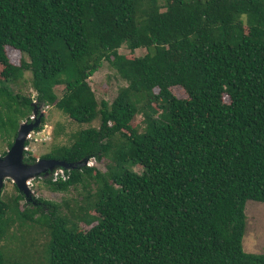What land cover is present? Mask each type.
I'll list each match as a JSON object with an SVG mask.
<instances>
[{
    "label": "trees",
    "instance_id": "16d2710c",
    "mask_svg": "<svg viewBox=\"0 0 264 264\" xmlns=\"http://www.w3.org/2000/svg\"><path fill=\"white\" fill-rule=\"evenodd\" d=\"M158 3L0 0V134L15 138L34 106L80 124L99 118L98 128L42 157L77 165L45 180L50 191L95 187V225L79 231L43 199L20 209L15 187L11 202L0 192V242L12 213L45 231L44 264H264V253L242 248L245 203L264 204V0ZM122 46L147 52L127 57ZM8 50L22 55L19 65ZM104 61L127 82L110 105L88 82ZM26 72L34 99L2 86ZM175 87L187 98L175 97ZM138 110L143 133L131 127ZM119 131L129 135L114 150ZM104 159L105 172L78 164Z\"/></svg>",
    "mask_w": 264,
    "mask_h": 264
},
{
    "label": "rangeland",
    "instance_id": "374dc122",
    "mask_svg": "<svg viewBox=\"0 0 264 264\" xmlns=\"http://www.w3.org/2000/svg\"><path fill=\"white\" fill-rule=\"evenodd\" d=\"M161 6H164V0H159ZM164 9V7H161ZM245 22V18L243 17ZM144 48L135 50L133 53L129 52L125 46L119 49V53L125 56L141 57L146 54ZM7 56L11 64L19 65L23 58L17 51L8 50ZM89 85L95 95L98 103L100 101H106L109 105L117 98L119 91L122 88L127 87V82L124 81L118 73L111 67L108 62H103L101 68L88 80ZM2 86L7 87L8 91L13 95H19L23 97H30L34 99L35 92L30 85V74L24 73L23 77L13 81L5 82ZM63 92L62 86L55 89L57 97ZM172 94L178 99H186L187 95L185 91L180 87L171 89ZM157 90L154 94H157ZM227 100V98H225ZM143 102H141V105ZM153 109L157 111V117L161 114L159 104L150 102ZM34 110V109H33ZM33 113L27 114V116L19 121L21 123H30L31 118H34ZM38 115L34 118L37 120ZM30 118V119H29ZM43 119L44 123L40 131H32L36 135L34 138L36 141H27L26 151H28L34 162L42 160V157L48 154L52 148L56 146H70L73 142L75 134L82 130L89 128H98L99 118L94 119L90 123H76L71 121L61 111L53 106L43 107ZM33 121V122H34ZM41 124V122H40ZM132 129L137 133H143L145 130V124L143 122L142 113L138 110V113L134 116L131 122ZM18 129V128H17ZM31 132V133H32ZM30 133V134H31ZM129 133L126 131L116 132L111 141L112 148L116 150L115 146L121 142L126 141ZM8 142H14V138H8L0 134V156L7 152ZM24 152V153H25ZM25 157V156H24ZM88 161L87 166L96 167L99 171L105 172L107 165L110 163L108 159L102 160L100 163L94 161ZM33 162V163H34ZM25 163V162H24ZM130 168L141 173L142 168L138 165L130 166ZM62 170L59 166H55L52 172L47 171L29 182V193L26 197L22 192L18 191L11 180H4L2 184V199L5 202H11L16 196L17 191L19 195L23 197L20 201V209L26 208L30 198L43 199L55 203L60 208V215L68 217L78 227L79 231H87L91 226L95 225L97 214L94 211L93 204L96 201L95 187L93 185L88 186L86 190H83L81 186L75 188H69L65 192H52L49 190L44 181L51 179L55 181L61 174ZM60 173L57 176L53 175ZM0 191V192H1ZM30 208V207H28ZM245 216V231L242 241V248L245 253L260 255L264 253V204L254 201H247L244 206ZM14 221L8 225V230L3 239L0 242V247L3 253L6 264H44V249L47 241L45 231L38 225L30 226V223L20 224L12 213H8L7 218Z\"/></svg>",
    "mask_w": 264,
    "mask_h": 264
},
{
    "label": "water",
    "instance_id": "95a60500",
    "mask_svg": "<svg viewBox=\"0 0 264 264\" xmlns=\"http://www.w3.org/2000/svg\"><path fill=\"white\" fill-rule=\"evenodd\" d=\"M43 107L44 105L39 107L38 115L36 106H34L33 116L35 118L37 114V120H31L32 122L30 123H21L18 126L17 134L11 147L7 150L5 155L0 156V191L3 181L11 180L14 186L17 187L18 191L28 197L29 182L35 177L46 173L47 171L52 172L55 166H59L61 170H69L77 167V165L48 159H42L31 164L24 163V152L27 150L25 144L28 141L30 133L40 125V118L43 117ZM78 164L80 166H86L88 161L85 160L83 163Z\"/></svg>",
    "mask_w": 264,
    "mask_h": 264
},
{
    "label": "built area",
    "instance_id": "2783aa9c",
    "mask_svg": "<svg viewBox=\"0 0 264 264\" xmlns=\"http://www.w3.org/2000/svg\"><path fill=\"white\" fill-rule=\"evenodd\" d=\"M35 135H36V134H35L34 132H32V133L30 134L29 138H28V141H30V140L36 141V139L34 138Z\"/></svg>",
    "mask_w": 264,
    "mask_h": 264
},
{
    "label": "flooded vegetation",
    "instance_id": "af4514ba",
    "mask_svg": "<svg viewBox=\"0 0 264 264\" xmlns=\"http://www.w3.org/2000/svg\"><path fill=\"white\" fill-rule=\"evenodd\" d=\"M33 113V112H32ZM37 115V114H36ZM31 116H33V115H31ZM30 119V118H29ZM31 120H34V118L32 119L31 118ZM58 174H60V173H55V174H53V175H55V176H57ZM60 175H63V170H62V172H61V174Z\"/></svg>",
    "mask_w": 264,
    "mask_h": 264
}]
</instances>
